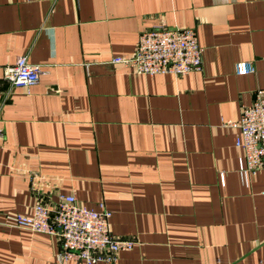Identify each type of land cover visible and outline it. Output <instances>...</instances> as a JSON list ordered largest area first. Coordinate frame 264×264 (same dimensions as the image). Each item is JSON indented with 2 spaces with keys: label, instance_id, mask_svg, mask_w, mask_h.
<instances>
[{
  "label": "crops",
  "instance_id": "1",
  "mask_svg": "<svg viewBox=\"0 0 264 264\" xmlns=\"http://www.w3.org/2000/svg\"><path fill=\"white\" fill-rule=\"evenodd\" d=\"M159 25L197 31L203 71L112 63ZM20 57L43 75L12 89ZM260 89L264 0H0V264H59L61 239L15 220L68 195L136 242L115 264H264V171L244 185L227 125Z\"/></svg>",
  "mask_w": 264,
  "mask_h": 264
},
{
  "label": "built area",
  "instance_id": "2",
  "mask_svg": "<svg viewBox=\"0 0 264 264\" xmlns=\"http://www.w3.org/2000/svg\"><path fill=\"white\" fill-rule=\"evenodd\" d=\"M115 65L123 66L138 75L172 74L186 76L203 71L204 50L193 28L170 29L165 25L143 31L135 54L129 58L117 57ZM238 76L255 72L251 62L235 66ZM43 71L33 66L27 57H20L13 66L4 68L3 77L11 88H30L40 82ZM238 131L236 147L243 150L245 166L240 171L242 182L251 186V180L264 171V89L256 92L255 100L242 109L240 121L227 122ZM3 132L0 130V141ZM222 182L225 175L222 174ZM112 213L104 205L100 211L81 206L76 196L61 197L54 207L37 203L33 213L18 215L15 226L34 233L58 236L62 252L58 263L72 261L82 264H115L121 252L134 249V240L115 237L110 230Z\"/></svg>",
  "mask_w": 264,
  "mask_h": 264
}]
</instances>
